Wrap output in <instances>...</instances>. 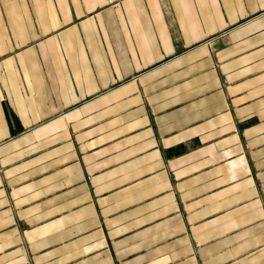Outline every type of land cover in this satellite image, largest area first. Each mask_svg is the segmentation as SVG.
<instances>
[{
	"label": "crops",
	"instance_id": "0c3cea01",
	"mask_svg": "<svg viewBox=\"0 0 264 264\" xmlns=\"http://www.w3.org/2000/svg\"><path fill=\"white\" fill-rule=\"evenodd\" d=\"M0 264H264V0H0Z\"/></svg>",
	"mask_w": 264,
	"mask_h": 264
}]
</instances>
